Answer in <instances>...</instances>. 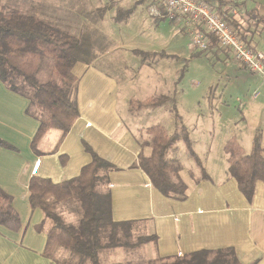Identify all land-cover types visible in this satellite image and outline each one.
Here are the masks:
<instances>
[{
    "label": "crops",
    "instance_id": "0c3cea01",
    "mask_svg": "<svg viewBox=\"0 0 264 264\" xmlns=\"http://www.w3.org/2000/svg\"><path fill=\"white\" fill-rule=\"evenodd\" d=\"M239 2L245 13L234 24L237 32L254 52L264 55V0ZM148 16L151 18L149 12ZM173 25L184 31L183 25ZM190 46L185 47L186 54L192 51ZM210 51L226 71L240 70L238 78L244 86L239 87L237 107L243 127L223 143L224 154L212 158L217 176L204 167L195 151L201 136L194 137L188 131L207 178L202 170L196 177L184 174V178L180 173L188 187L183 201L165 197L138 166L139 156L151 153L144 147L147 140L141 141L123 119L118 109L117 80L97 66L96 59L77 62L73 68L78 78L79 118L63 140L59 131L50 130L39 143V154L31 148L39 122L26 113L29 100L8 90L0 80V140L14 148L0 146V189L11 196L20 220L17 229L0 225V264H55L44 256L51 223L43 225V212L31 208L29 183L33 176L55 184L77 178L92 162L85 147L115 168L107 176L112 219L128 229L137 227L134 232L140 239L152 238L142 243L147 262L230 250L239 264H264V182H257L255 194L248 200L236 179L228 177L225 152L226 143L235 138L243 153L249 154L257 135L264 149V77L251 73L216 42ZM159 53L160 59L172 55L164 49ZM255 92L259 93L257 98L253 97ZM204 150L211 158L210 144L205 143Z\"/></svg>",
    "mask_w": 264,
    "mask_h": 264
},
{
    "label": "trees",
    "instance_id": "16d2710c",
    "mask_svg": "<svg viewBox=\"0 0 264 264\" xmlns=\"http://www.w3.org/2000/svg\"><path fill=\"white\" fill-rule=\"evenodd\" d=\"M212 43L218 42L210 38ZM76 36L62 32L35 15L18 9L0 12V80L5 87L29 100L27 115L39 122L31 148L35 153L39 143L50 130L61 133V139L71 131L80 116L77 99L78 78L73 68L78 62ZM145 56V55H144ZM43 66L52 69L46 81L37 76ZM167 99L157 97L139 102L140 109L159 107ZM180 121V118L175 116ZM178 123V122H177ZM182 136L169 133L163 126L155 125L146 130L150 140L148 156L140 155L138 166L148 175L152 186L165 197L183 201L188 187L181 179L180 165L171 164L168 154L172 146L182 139L190 156L207 178L202 162L193 150L188 130L179 128ZM0 146L14 149L0 140ZM92 162L72 180L58 184L33 176L29 183V201L33 210L40 209L44 222L51 227L47 234L44 256L55 264H102L100 254L112 248L127 247L123 242L130 237L125 225L117 224L111 216V194L108 173L115 168L102 160L89 147ZM228 155V177L236 179L240 191L252 200L258 181L264 182V149L262 138L257 135L249 154H244L237 139L225 145ZM66 205L79 212L77 224H66L58 209ZM20 220L12 207L10 195L0 189V225L17 229ZM42 225V227H43ZM142 238L140 243L151 241ZM67 254V257H61ZM149 264H239L233 251H202L189 256L150 262Z\"/></svg>",
    "mask_w": 264,
    "mask_h": 264
},
{
    "label": "rangeland",
    "instance_id": "374dc122",
    "mask_svg": "<svg viewBox=\"0 0 264 264\" xmlns=\"http://www.w3.org/2000/svg\"><path fill=\"white\" fill-rule=\"evenodd\" d=\"M149 4L148 0H0V12L18 9L76 36L77 61L92 63L96 59L97 66L115 77L119 112L141 141L150 140L143 132L147 127L161 125L182 136L179 128L185 126L192 136H201L195 151L204 167L217 176L212 158L224 154L223 143L243 127L237 107L241 100L238 90L244 86L238 78L240 70L226 71L210 50L197 52L184 29L150 18ZM187 45L192 48L189 54L184 50ZM163 49L172 55L160 59ZM40 73L37 77L46 81L52 69L43 66ZM157 97L167 102L159 107H138L139 102ZM205 143L212 148L211 158L204 150ZM150 152L147 147V154ZM168 161L182 167L184 178V174L200 175V166L182 139L170 149ZM58 213L66 224H77L79 212L72 206L61 207ZM132 228L123 241L127 247L100 254L104 264H127V259L132 264L150 263L144 258L141 236L134 232L137 227Z\"/></svg>",
    "mask_w": 264,
    "mask_h": 264
},
{
    "label": "built area",
    "instance_id": "2783aa9c",
    "mask_svg": "<svg viewBox=\"0 0 264 264\" xmlns=\"http://www.w3.org/2000/svg\"><path fill=\"white\" fill-rule=\"evenodd\" d=\"M148 12L151 18L183 25L197 52H208L210 38H215L235 61L264 77V55L254 52L234 25L245 13L239 0H154ZM258 96V92L253 94Z\"/></svg>",
    "mask_w": 264,
    "mask_h": 264
}]
</instances>
